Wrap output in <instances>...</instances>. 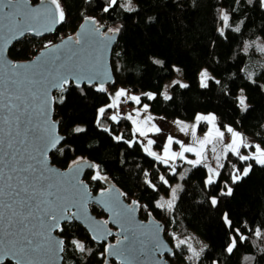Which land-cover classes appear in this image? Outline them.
I'll list each match as a JSON object with an SVG mask.
<instances>
[{
    "label": "snow or ice",
    "instance_id": "1",
    "mask_svg": "<svg viewBox=\"0 0 264 264\" xmlns=\"http://www.w3.org/2000/svg\"><path fill=\"white\" fill-rule=\"evenodd\" d=\"M83 3L93 7L94 0ZM253 4L264 11V0H231L230 4L217 0L214 30L219 41L227 43L230 33H241L246 13L245 19H237L236 14ZM93 11L99 17L81 11L83 22L74 34L58 37L59 43L46 39L35 59L17 62L8 59L9 46L27 36L54 33L57 25L66 22V11L61 0H38V6H34V0H0V264H61L67 249L91 256L94 249L74 234L77 224L84 225L91 241L102 246L97 253L102 264H109V257H116L120 264H143L141 257L150 264H170V258H176L178 253L185 264H203L207 244L199 242L197 249L192 243L195 237L181 238L174 232H167L170 242H165L161 239L165 229L154 219L147 224L137 222L135 216L141 208L152 217L149 205L135 199L124 203L128 194L109 185V177L99 163L80 155L73 156L64 170L52 165L50 153L67 156L77 151L69 137L59 131L61 119L54 116L56 105H66L72 89L83 97L90 91L106 97V102L95 109V129L127 150H137L151 158L150 168L155 172L142 169L143 183L154 193L167 190L166 195L155 199L154 207L169 213L176 207L178 193L184 191L182 182L187 173L201 168L206 170L201 190L209 205L218 208L222 198L233 195V186L250 175L253 162L264 168V147L248 142L233 126L218 124L214 112H196L190 121L179 117L170 121L189 138L187 141L171 134L163 123L167 117L155 116L149 102L157 100L158 93L164 101H172L170 91L190 90L193 84L186 82L184 69L176 64L166 67L164 60L150 57L152 65L176 78L162 84L158 92L119 86L109 57L125 24L115 18L121 13H138V4L134 0H95ZM154 21L155 17H147L145 23ZM218 40H212L209 47L215 48ZM253 46L264 53V43L246 41L245 54ZM115 55L120 56V52ZM214 63L219 64V59ZM115 71H120L119 64ZM240 72L245 73L250 84L264 91L255 73L246 68H240ZM218 76L210 62L199 68L193 83L201 90L218 87L225 97L235 101L237 109L247 112L250 106L245 88L232 92ZM53 90L59 95H53ZM201 124L207 128L202 130ZM126 126L128 135L118 131ZM70 128L71 136L89 133L87 125L75 123ZM200 131L202 136L198 135ZM209 145L215 166L209 162ZM85 169L91 170L88 178H82ZM172 178L177 182L173 183ZM90 182L109 186L93 194ZM90 202L107 212L108 218L91 216ZM220 219L227 236L222 254L233 256L250 236L264 241V228L251 226L247 220L238 224L227 210ZM109 223L118 231L109 228ZM110 237H115L114 243L109 242ZM260 250L264 252V248ZM209 259L210 264H222L219 259ZM252 259L244 257L245 261Z\"/></svg>",
    "mask_w": 264,
    "mask_h": 264
},
{
    "label": "trees",
    "instance_id": "2",
    "mask_svg": "<svg viewBox=\"0 0 264 264\" xmlns=\"http://www.w3.org/2000/svg\"><path fill=\"white\" fill-rule=\"evenodd\" d=\"M37 2L38 0H34V4ZM134 2L138 4V13L130 16L121 13L115 18L117 22L125 24L111 59L118 85L136 91L158 92L162 84L175 74L164 72L160 66L152 65L149 58L164 60L166 67L176 64L184 69V78L186 82L193 84V87L190 90L171 91L174 97L172 101H164L158 93V99L149 102L155 116H166L167 120L179 117L190 121L196 112H214L218 117V124H229L242 133L248 142L260 143L264 147V91L250 84L244 78L245 73L240 72V68H246L248 72L256 74L257 84H264V53L260 54L255 47L247 54L243 51L244 42L264 39V11L259 9L258 4L246 5L236 14L237 19H245L246 13L242 31L239 34L230 33L231 39L225 43L218 40L214 30L216 27L214 5L217 0H134ZM224 2L230 4L231 0ZM61 3L67 19L57 33L44 39L25 38L10 50L9 56L12 60L24 62L32 59L42 50L44 40H56L62 34L65 36L74 34L83 22L80 15L82 10H86V15L99 17V13L93 11L95 0L93 7L85 5L83 0H61ZM147 17H155V21L146 24ZM108 23L112 21L109 20ZM214 39H217L218 43L215 48H211L209 45ZM116 52H120V56H116ZM216 59H219V64L214 63ZM210 62L212 68L219 73L218 78H221L232 92L245 88L250 106L247 112L237 109L235 101L225 97L218 87L201 90L193 83L199 68ZM117 64L120 66L119 72L115 71ZM105 102L106 97L102 94L90 91L87 97H83L77 90L72 89L66 105H56L55 117L61 119L60 132L69 137L77 151L67 156L52 153L53 165L64 170L73 156L80 155L99 163L103 168V174L109 177V182L128 194L125 199L129 203L135 199L139 200L141 205H149L154 219L165 224L164 235L168 242L170 237L167 232H174L181 238L192 236L207 244L209 248L201 258L203 264H210L209 257L219 259L222 264H264V252L260 250L264 248V241H258L251 236L249 241L239 246V251L233 256L222 254L227 236L223 221L220 219L222 212L227 210L238 224L247 220L251 226L264 228V168L253 162V171L250 175L238 185H234L233 195L222 198L223 203L215 209L209 205L205 193L201 190L202 172L192 170L187 173V179L183 182L184 191L180 192L174 211L169 213L156 209L155 199L160 195H166L167 190L154 193L144 185L142 169L155 172V169L150 168L153 163L151 158L145 157L137 150H127L126 146L112 142L106 134L98 132L94 127L95 109ZM75 123L87 125L89 133L69 135L70 126ZM205 126L202 124L201 129L204 130ZM118 131L129 134L128 126ZM90 144L93 146L89 147ZM90 175L91 170L86 173L85 178ZM172 182H176V179L172 178ZM101 187L106 186L99 182H90L93 193ZM91 210L98 218H106L98 207L92 206ZM140 217L143 220L149 217L143 208L140 210ZM170 220H174V223H169ZM74 234L84 241L86 246L92 247L94 252L91 256H83L72 249H67L64 263L102 264L97 256V253L102 251V246L91 241L90 235L79 224L75 226ZM64 238L67 240L69 236ZM111 241L115 242V238ZM245 256L253 259L245 261ZM170 263L185 264V261L178 253L176 258H170Z\"/></svg>",
    "mask_w": 264,
    "mask_h": 264
},
{
    "label": "water",
    "instance_id": "3",
    "mask_svg": "<svg viewBox=\"0 0 264 264\" xmlns=\"http://www.w3.org/2000/svg\"><path fill=\"white\" fill-rule=\"evenodd\" d=\"M34 6H38V2L35 3ZM62 25H63V24L57 25V26H56V31H55L54 33H46L45 36H42V37H36V36H27V37L34 38V39H44V38H48V37L54 36V35L57 33L58 29H59ZM78 29H79V28H78ZM78 29H77V30H78ZM27 37H25V38H27ZM25 38H23V39H21V40H19V41H14V42L9 46V49H8V59L12 60V59L10 58V56H9V52H10V50L12 49V47H13L14 45H16L17 43H19L20 41L24 40ZM59 42H60V41H59ZM59 42H58V43H59ZM117 44H118V43H117ZM116 46H117V45H114V46H113V51H114V49H115ZM113 51H112V53L110 54V57H109V59H110V65H111V59H112ZM38 55H39V53H38L36 56H38ZM36 56H35V57H36ZM35 57L32 58V59H35ZM13 61H14V60H13ZM17 62H18V61H17ZM111 67H112V65H111ZM112 71H113V69H112ZM56 94H57V92H56L55 90H53V95H56ZM54 116H55V113H54ZM59 131H60V128H59ZM60 133H61V132H60ZM61 134H62V133H61ZM51 155H52V153H50V161H51V163H52ZM52 165H53V163H52ZM53 166L56 167V168H58V167L55 166V165H53ZM58 169H60V168H58ZM61 170H63V169H61ZM89 170H90V169H85L84 177H82V178H85V175H86V173H87ZM109 185L112 186V187H114V188L117 189L118 191H120L119 188L116 187L114 184H112V183L109 182ZM109 185H105V186L108 187ZM90 189H91V188H90ZM91 191H92V190H91ZM93 194H96V193H93ZM123 199H124V203H126V204L129 203L128 200H126L125 198H123ZM92 206H96V207H98V208L103 212V214L105 215L106 218H103V219H102V218H98V217L92 212V210H91V207H92ZM88 210H89V214H90L91 216H93L94 218L98 219V220H104V219H107V218H108V215H109L107 212H105V211H104L102 208H100L98 205H96V204H94V203H91V202H90L89 205H88ZM135 219H136L137 222H142V223L147 224V223L149 222V220L154 219V217H153V216H152V217H148L147 220H143V219L140 217V210H139V211L136 213ZM154 220H155L156 223H159L160 225H162V226L164 227V229L166 228V226H165L164 223L159 222V221H157L156 219H154ZM79 225H81V226L87 231V233L89 234L87 228H86L84 225H82V224H79ZM108 227L111 228L114 232L118 231V229L116 228V226L113 225V224H111V223H109ZM164 233H165V231L161 233V239H164L165 242H168V240L165 238ZM112 238H115V237H110V238H109V242H112V241H111ZM94 243H95V242H94ZM113 243H114V242H113ZM95 244H96V243H95ZM97 245H98V244H97ZM108 260H109V264H111V262H115V263H117V264H120V262L116 259V257H109ZM141 260L143 261V264H150V261L146 260L144 257H141ZM61 264H65L64 261L61 262ZM170 264H171V263H170Z\"/></svg>",
    "mask_w": 264,
    "mask_h": 264
},
{
    "label": "rangeland",
    "instance_id": "4",
    "mask_svg": "<svg viewBox=\"0 0 264 264\" xmlns=\"http://www.w3.org/2000/svg\"><path fill=\"white\" fill-rule=\"evenodd\" d=\"M258 43H264V39L263 38H259V40H256ZM53 42H55V40H53ZM253 47H255V46H253ZM251 49V48H250ZM249 49V50H250ZM249 50H248V52H249ZM258 50V49H257ZM259 51V50H258ZM259 53L260 54H263V53H261L260 51H259ZM256 59H259V58H256ZM173 78H176L175 77V75H174V77ZM170 82V80H168V81H166L165 82V84H168ZM170 94H171V91H170ZM170 121H172V120H167L166 122H163V123H165V125H166V127L169 129V131L171 132V134H173V135H175V136H177L178 138H181V139H184L185 141H187L189 138L188 137H186V136H184V134L183 133H180L174 126H172L171 124H170ZM218 122V121H217ZM157 123H161L160 121H157ZM202 125V124H201ZM206 128H207V125L205 126ZM205 128V129H206ZM198 135H200V136H202L203 135V131H200V132H198ZM227 135V134H226ZM227 141V140H226ZM225 141V142H226ZM218 147V150H219V148H220V145H218L217 146ZM174 149H175V146H174ZM207 151H210L211 152V145H209L208 146V149H207ZM211 155H212V152H211ZM189 156V155H188ZM191 158V157H190ZM177 182V181H176ZM176 182H173V183H176ZM183 183V182H182ZM180 193H178V195H179ZM196 238V237H195ZM200 241L196 238V239H194L193 241H192V243H193V246L194 247H196L197 249H199V247H200V243H199Z\"/></svg>",
    "mask_w": 264,
    "mask_h": 264
},
{
    "label": "crops",
    "instance_id": "5",
    "mask_svg": "<svg viewBox=\"0 0 264 264\" xmlns=\"http://www.w3.org/2000/svg\"><path fill=\"white\" fill-rule=\"evenodd\" d=\"M227 142V141H226ZM186 155H189V158L191 157V158H194L191 154H186ZM207 155H208V157H209V162L213 165V166H215V160L214 159H212V155H211V152L210 151H207ZM195 170H199V171H201L202 172V174H203V176H204V174H205V169H195Z\"/></svg>",
    "mask_w": 264,
    "mask_h": 264
},
{
    "label": "built area",
    "instance_id": "6",
    "mask_svg": "<svg viewBox=\"0 0 264 264\" xmlns=\"http://www.w3.org/2000/svg\"><path fill=\"white\" fill-rule=\"evenodd\" d=\"M61 36H65V35H61ZM60 37V36H59ZM55 40V39H54ZM60 40L57 38L56 40H55V42L54 43H58Z\"/></svg>",
    "mask_w": 264,
    "mask_h": 264
}]
</instances>
